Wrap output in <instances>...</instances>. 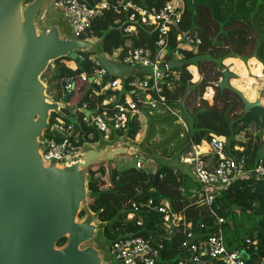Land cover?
<instances>
[{"label": "trees", "instance_id": "obj_1", "mask_svg": "<svg viewBox=\"0 0 264 264\" xmlns=\"http://www.w3.org/2000/svg\"><path fill=\"white\" fill-rule=\"evenodd\" d=\"M84 1L90 6H95L103 0ZM127 1L149 10L161 8L170 0ZM127 25H129L127 17L124 14L116 15L112 10L107 11L104 18L95 22L92 32L102 39L103 53L112 54L115 50L126 47L128 43L134 48H148L153 52L156 33L139 26L138 39L125 36L121 30ZM179 31L193 34L202 40V45L196 53L184 51L185 61L198 68L202 80L194 84L192 74L187 68H183L179 71L180 81L176 86L173 85L175 88L164 90V94L180 112V117L187 128L179 125L175 116H163L145 110L130 123L126 137L135 141L147 126L148 142L157 135V132L165 134L168 142L175 146L172 152L177 151L180 157L187 158L192 154L193 146H201L203 143L209 145L212 135H215L226 139L225 151L228 156H246L251 164L264 161L261 153L264 108L246 111L243 99L238 93L231 90L221 91L219 88L224 71L222 63L225 60L228 65L242 68L237 60L229 59H241L244 62L257 59L264 66V0H207L204 4H199L197 0L196 2L185 0V15ZM175 47V41L171 37L170 54ZM89 57L90 55L85 54L81 67L70 59L56 62L55 69L48 70L42 77L47 81L48 94L59 101L65 80L73 78L76 91L71 104L79 103L88 89L87 84L82 83L80 77L85 74L90 79L96 69ZM204 63H211L220 68L216 79L206 77L203 70ZM262 65L261 67L264 68ZM210 87L216 91L215 105L212 107L202 100L206 89ZM193 95L194 100H201V105L198 109L191 110L187 103ZM86 103H89V99ZM240 105L243 113L235 116V107ZM56 119L58 115L53 114L50 126L54 125ZM64 120L69 123L68 118ZM252 127L256 131L255 137L251 133ZM180 128L181 130L178 131ZM79 132L80 144L86 142L93 146L102 142L100 134L92 128L87 129L83 126ZM202 149L207 148L203 146ZM149 157L145 156V160ZM122 159H126L125 165H121L122 162L118 159V165L95 167L89 174L90 197L87 210L95 214L105 225L103 235L106 243L111 245L127 234L145 238L157 235L159 228L156 226L161 221L160 215L148 213L141 208V205L150 199L156 202L170 201L176 212L183 214L186 221L193 224L195 231L202 223L213 228L212 231L216 230L214 217L198 203L201 185L191 173L177 171L163 163L157 164L156 171L159 172L161 181L155 191L153 184L157 172L154 173L146 168L145 163L142 170L132 169L128 166L129 158L124 156ZM134 206L138 211H135ZM214 211L226 219L222 229L230 249L245 251L250 256L256 254L253 263H256L257 259H264V179L258 180L253 176L235 182L217 197ZM129 214L135 215L133 222L127 221ZM84 216L85 213H81L80 217ZM240 218H245L250 226L237 225V220ZM139 220L144 222L142 227L137 226ZM252 220L255 221L254 224ZM240 232L246 233L244 238H240ZM247 240L257 241L258 245L248 246ZM66 242L67 239L61 240L58 247L64 246ZM167 249L171 252L170 257L179 256L177 242L169 243Z\"/></svg>", "mask_w": 264, "mask_h": 264}, {"label": "water", "instance_id": "obj_2", "mask_svg": "<svg viewBox=\"0 0 264 264\" xmlns=\"http://www.w3.org/2000/svg\"><path fill=\"white\" fill-rule=\"evenodd\" d=\"M50 1L0 0V264H107L102 248L94 246L105 225L92 212L80 217L90 197L89 172L113 164L118 157H131L135 144L126 137L101 142L64 167L47 164L40 152L43 136L53 114L73 113L74 91L63 90L57 102L48 95L42 77L52 63L63 59L81 67L80 53L99 55L107 78L124 80L139 71L110 61L101 54L102 46L70 37L63 19L46 21L48 11L45 27L39 28L41 12ZM190 66L188 62L169 64L172 70ZM233 78L225 70L220 90L238 93L246 111L262 108L259 98L250 103L231 85ZM88 82L75 109L83 107L93 89V78ZM68 121L80 128L73 116ZM139 161L134 159L130 168L136 169ZM160 180L157 172L155 191ZM63 239L66 244L58 247ZM240 255L248 263L257 257L245 251Z\"/></svg>", "mask_w": 264, "mask_h": 264}, {"label": "built area", "instance_id": "obj_3", "mask_svg": "<svg viewBox=\"0 0 264 264\" xmlns=\"http://www.w3.org/2000/svg\"><path fill=\"white\" fill-rule=\"evenodd\" d=\"M53 3L63 20L71 27L74 38L92 45L103 46L102 39L95 36L92 28L110 10L116 15L124 14L127 17L129 25L122 28L123 35L138 39L140 26L154 31L157 38L153 52L148 48H134L128 43L112 54L101 53L110 61L133 66L139 71L138 75L127 76L124 80L107 78L108 73L99 61V55H90L89 60L96 69L92 77L93 89L87 98L89 103L85 102L81 109H74L75 113L73 111L71 115L64 113L63 117H58L44 134L40 152L47 164L55 163L64 167L86 148L98 145L79 143V129L83 126L98 132L102 142H113L126 137L133 119L149 110L163 116H175L179 124L186 127L180 112L164 94L165 88L172 90L181 79L179 70L170 69L169 64L186 62L184 51L196 53L202 45L198 36L179 31L185 15V0H170L161 8L149 10L127 0H103L95 6L88 5L84 0H54ZM47 11H43L44 16L41 17L44 22ZM171 37L176 44L172 54ZM77 56L82 63L85 54ZM54 69L51 66V70ZM190 69L191 66L187 67L188 72L193 75ZM262 72L264 73V69ZM80 79L89 87V78L85 74ZM63 90L67 93L74 91L75 94V80L66 79ZM87 112L90 114L87 115ZM70 116L78 121L80 128L65 122L64 119ZM225 144V138L212 135L209 143L212 159L205 160L198 146H194L192 154L183 159L184 164H190L192 175L201 185L198 203L214 217L216 230L212 231L213 228L202 223L195 231L193 224L187 222L183 214L176 212L170 201L156 202L150 199L141 208L148 213L160 215L161 221L156 226L159 228L157 235L145 238L127 234L113 242L109 246L110 256L117 264H264V259L248 263L241 257L242 251L229 248L222 229L225 220L214 211L217 197L235 182L253 176L258 180L264 179V161L251 164L246 156L230 157L226 154ZM143 168L144 162L140 160L136 169ZM134 208L138 211L137 207ZM134 219V214L127 216L129 222ZM143 224L142 220L137 222L138 227ZM173 242L178 244V257H170L171 252L167 249V245ZM246 243L248 246L258 245L257 241L252 240H247Z\"/></svg>", "mask_w": 264, "mask_h": 264}, {"label": "rangeland", "instance_id": "obj_4", "mask_svg": "<svg viewBox=\"0 0 264 264\" xmlns=\"http://www.w3.org/2000/svg\"><path fill=\"white\" fill-rule=\"evenodd\" d=\"M197 1L199 2V4H204L207 2V0H197ZM193 2H196V0H194ZM214 4L218 5L217 3H214ZM46 10H48V12H49V14L47 15L46 21L49 22V20L54 19V18L63 19V16L54 8V3L51 0L50 2H48L45 5V7L43 8V10L41 12L40 18L38 20V27L39 28L45 27L46 23L43 20H41V17L43 18L44 12ZM68 28H69V36L72 37L73 36L72 29L70 26H68ZM213 31L215 32V29H213ZM96 45L100 46V44H96ZM247 52L249 53V50H247ZM236 60H238V62L240 61L239 63L242 65V68L238 67L236 65H228L229 63L226 62L227 60H225L222 63V66L224 67V71L225 70L229 71L235 75V78H233L231 80V85L235 89H238L239 91L244 93L243 96L249 101H254V99L257 98V92L260 91V93L258 94V98L260 99L261 104L264 108V85H263L264 84V82H263L264 76L262 74V69H263L261 67L262 64L257 59H256L257 61L251 59L247 62H244L241 59H236ZM241 62H243V63H241ZM51 66H52V68L55 67V63H52ZM191 67H192L191 70L193 71V74H194L192 76L193 77L192 82L194 84L199 83V81L202 80V77L199 75L198 68L196 66H191ZM194 67H196L197 69ZM203 70L205 72L206 77L208 79L210 78L212 80L216 79L217 76L219 75V72H220V68H218L217 66H215L211 63H207V64L204 63L203 64ZM199 76H200V78H199ZM43 82L48 86L46 80H43ZM215 94H216V91L214 90V88H211V87L207 88L206 92L203 95L202 100L206 101L208 103V105L210 107H212L215 105V101H214ZM194 97L195 96L193 95L192 98L187 103L188 107L191 110L193 108L198 109V107L201 105V103H200L201 100L200 99L194 100ZM55 101H57V100H55ZM57 102H60V100ZM71 108H72V110L75 109L74 106H72ZM241 108H242L241 105L235 107V114H234L235 116H240L243 113ZM74 113H75V110H74ZM178 124H179V122H178ZM180 130H181V128L178 131H180ZM251 133L255 137L256 131H255L254 127L251 128ZM146 134H147V126H145L143 128L141 135H139L136 138V140L133 141L135 144V150L132 152L131 157L126 156L127 158H129L128 166H131L134 159L138 158L140 160H143V162L145 163V167L149 168V170L153 171L154 173L157 172L156 171L157 170V164L163 163L166 166L172 167L173 169H175L177 171L183 170L187 173L192 174V167L190 166V164H184L183 163L184 158L180 157L179 153H177V151L174 153L172 152L173 149L175 148V146L171 145L168 142V139L165 136V134H161L160 132H157V135L153 139H151L150 142H148L146 140V137H147ZM261 145H262L261 153L264 156V132L262 135ZM145 156H147V157L150 156V157L147 160H145ZM122 157H124V156L118 157L117 160L119 159L122 162L121 165L122 164L125 165L126 159H122ZM117 160L109 166H113L114 164L118 165ZM89 174H90V172H89ZM159 185H160V183H159ZM87 206H88V203L83 206L81 213H85V215L88 213ZM216 214L219 217H222L226 221V219L223 216H221L218 213H216ZM254 223H255V221L252 220V224H254ZM237 225L242 226V227L250 226V224H248V222L245 218L244 219H241V218L238 219ZM230 234L232 235V233H230ZM245 234H246L245 232H240V238H244ZM94 246L96 248H102V250L104 251V253L106 255L107 264H117V262L114 261V259L110 256V250H109L110 245L108 243H106V239H105L103 233H102L100 240L97 243H95Z\"/></svg>", "mask_w": 264, "mask_h": 264}, {"label": "crops", "instance_id": "obj_5", "mask_svg": "<svg viewBox=\"0 0 264 264\" xmlns=\"http://www.w3.org/2000/svg\"><path fill=\"white\" fill-rule=\"evenodd\" d=\"M229 60H236V59H229ZM253 60H255V61H257L256 59H253ZM238 61V60H237ZM240 62V61H239ZM241 63H243V62H241ZM194 68H196V67H194ZM197 69V68H196ZM240 70V69H239ZM199 78H200V76H199ZM260 93V91H258L257 92V98L256 99H254V101H249V100H247L248 102H250V103H254L257 99H258V94ZM185 124V123H184ZM185 126H186V124H185ZM185 128H187V127H185ZM203 146H206V148H207V151H203ZM194 147V146H193ZM198 149H200L201 151H202V153H203V158L204 157H207V158H204L205 160H210V159H212L213 158V155L211 154V152H210V147H209V145L208 144H206V143H203L201 146H198Z\"/></svg>", "mask_w": 264, "mask_h": 264}, {"label": "bare ground", "instance_id": "obj_6", "mask_svg": "<svg viewBox=\"0 0 264 264\" xmlns=\"http://www.w3.org/2000/svg\"><path fill=\"white\" fill-rule=\"evenodd\" d=\"M179 71H181V70H179ZM203 151H207V149H203Z\"/></svg>", "mask_w": 264, "mask_h": 264}, {"label": "clouds", "instance_id": "obj_7", "mask_svg": "<svg viewBox=\"0 0 264 264\" xmlns=\"http://www.w3.org/2000/svg\"><path fill=\"white\" fill-rule=\"evenodd\" d=\"M264 69V68H263ZM193 76V75H192ZM223 79V78H222Z\"/></svg>", "mask_w": 264, "mask_h": 264}]
</instances>
